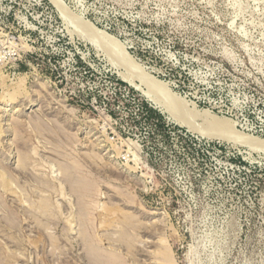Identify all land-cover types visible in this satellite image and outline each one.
I'll return each instance as SVG.
<instances>
[{"label": "rangeland", "instance_id": "obj_1", "mask_svg": "<svg viewBox=\"0 0 264 264\" xmlns=\"http://www.w3.org/2000/svg\"><path fill=\"white\" fill-rule=\"evenodd\" d=\"M0 264H264V0H0Z\"/></svg>", "mask_w": 264, "mask_h": 264}, {"label": "bare ground", "instance_id": "obj_2", "mask_svg": "<svg viewBox=\"0 0 264 264\" xmlns=\"http://www.w3.org/2000/svg\"><path fill=\"white\" fill-rule=\"evenodd\" d=\"M126 143L128 144V146L130 147V148H132L133 149V155H134V157H137V147H136V145H135V143L134 142H132V141H126ZM71 174V173H70ZM70 176V175H69ZM71 177H72V174H71ZM74 177V176H73ZM68 178V177H67ZM77 186H73V187H75V188H79L78 187V184H76ZM86 186V185H85ZM80 187H83V186H81L80 185ZM81 189V188H80Z\"/></svg>", "mask_w": 264, "mask_h": 264}, {"label": "built area", "instance_id": "obj_3", "mask_svg": "<svg viewBox=\"0 0 264 264\" xmlns=\"http://www.w3.org/2000/svg\"><path fill=\"white\" fill-rule=\"evenodd\" d=\"M129 154H131V153L129 152L128 155H129ZM128 155H127V156H128ZM131 156H132V154H131Z\"/></svg>", "mask_w": 264, "mask_h": 264}]
</instances>
